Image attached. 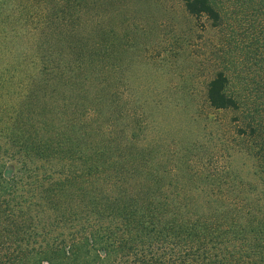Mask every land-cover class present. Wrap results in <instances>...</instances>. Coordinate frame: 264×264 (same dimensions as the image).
<instances>
[{"label": "trees", "instance_id": "16d2710c", "mask_svg": "<svg viewBox=\"0 0 264 264\" xmlns=\"http://www.w3.org/2000/svg\"><path fill=\"white\" fill-rule=\"evenodd\" d=\"M85 1L0 0V264H264V179L254 200L261 211L235 214L229 183L216 179L222 161L210 159L201 181L196 155L168 151L175 163L154 155L151 122L164 115L151 116L149 101L118 97L111 79L124 68L119 57H106L115 37L105 45L74 29ZM245 1L256 3L235 0L237 27ZM180 2L197 22L224 21L219 0ZM258 4L260 19L246 18L247 36L234 26L227 33L228 60L264 54V0ZM65 26L70 31L59 32ZM68 46L73 58L55 51ZM225 61L207 80L206 103L244 109L248 121L237 132L264 150V82L256 81L264 63L243 59L234 83ZM91 78L101 85L92 102L82 89ZM187 174L191 195L183 192Z\"/></svg>", "mask_w": 264, "mask_h": 264}, {"label": "rangeland", "instance_id": "374dc122", "mask_svg": "<svg viewBox=\"0 0 264 264\" xmlns=\"http://www.w3.org/2000/svg\"><path fill=\"white\" fill-rule=\"evenodd\" d=\"M255 1V4L243 2L244 12L239 18L241 24L238 22L237 27L234 23L235 0H229V4H226V0H219V5L222 2L225 7L224 21L219 27H212L204 16L197 22L188 15L180 0H86L85 3L82 2L84 11L79 12L80 17L74 26V29L80 30L92 42H96L93 39L95 37L98 42V36L93 35H99L105 45L107 40L110 44L115 37V52L109 47L106 57L109 59L108 63L112 62V57L116 61L119 57V64L124 68V72L120 71L121 74L115 78L117 80L111 79L124 89H120L118 97L128 103L133 98H137L139 104L149 101L150 104L146 107L147 111L151 109V116L154 113L164 115L163 122L160 121L157 125L151 122V148L156 149L154 155L165 154L169 163H175V159L168 155V151L173 149L181 153L189 152L193 157L196 155L197 163L194 162V165L204 171V174L196 175L197 180L200 178L201 181L205 180L206 172L212 167L210 159L213 163L216 160L222 161L220 164L226 165L225 172L216 179H225L229 183L225 190L230 191L229 199L233 210L235 214L239 211L240 215L245 212L257 214L261 211V206L254 200L256 196H260L256 188L262 186L264 179V150L237 132L238 127L245 126L248 121L246 111L210 108L205 100V87L207 80L225 59L224 65L234 83L239 69L245 65L243 59L250 60L252 63L249 65L264 63V54L244 55L240 56V61H230L223 51L228 49L223 47L226 43L229 46L227 33L231 31V27L234 26L233 32L244 37L247 36L245 26L249 19H260V12L257 11L259 8L256 6L262 0ZM258 29L259 27L254 32L260 34ZM68 31L70 26L59 29L62 33ZM256 46L258 49L255 47V52L261 50L260 44ZM69 47H65V51H55L73 58L71 54L68 55ZM46 48L50 47L45 46L41 50L45 51ZM100 48L102 50L104 46ZM97 50L96 48L93 52ZM30 68L33 69L34 66ZM104 69H108L107 65ZM258 75L256 81L260 85V81L264 82V75ZM86 82L82 89L88 87L92 102L101 85L93 78ZM77 85L80 86V81ZM108 86L109 82H105L104 87ZM107 93L104 89L100 96ZM159 100L164 106L161 109L157 102ZM172 106L176 113H164L167 111L166 107L172 109ZM190 114L194 120L189 119ZM183 181H186L184 189L188 190L192 181L190 176L187 174ZM197 189L198 195L203 194L201 188ZM208 190L209 188L204 192ZM183 192L192 194L191 190ZM224 201L222 198L220 205ZM232 217L237 220L236 216ZM239 222H246L245 218Z\"/></svg>", "mask_w": 264, "mask_h": 264}]
</instances>
